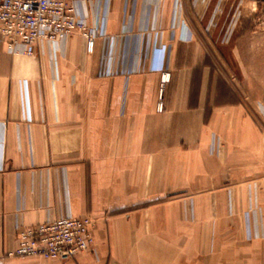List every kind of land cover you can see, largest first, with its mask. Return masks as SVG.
Listing matches in <instances>:
<instances>
[{"label":"crops","instance_id":"obj_1","mask_svg":"<svg viewBox=\"0 0 264 264\" xmlns=\"http://www.w3.org/2000/svg\"><path fill=\"white\" fill-rule=\"evenodd\" d=\"M80 8L91 54L0 43V264H264V0ZM64 216L95 251L9 257Z\"/></svg>","mask_w":264,"mask_h":264},{"label":"built area","instance_id":"obj_2","mask_svg":"<svg viewBox=\"0 0 264 264\" xmlns=\"http://www.w3.org/2000/svg\"><path fill=\"white\" fill-rule=\"evenodd\" d=\"M88 0H0V43L12 56L32 58L35 48L43 43H61L76 32L85 41L86 52L94 50L96 34L89 27L81 4ZM162 76V84L169 82ZM158 112H163V89ZM92 217L64 216L55 221L22 229L17 248L9 257H42L64 263L85 252L95 251Z\"/></svg>","mask_w":264,"mask_h":264}]
</instances>
